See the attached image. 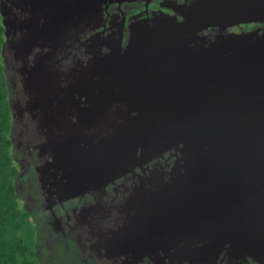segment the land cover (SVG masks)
I'll list each match as a JSON object with an SVG mask.
<instances>
[{
	"label": "water",
	"instance_id": "obj_1",
	"mask_svg": "<svg viewBox=\"0 0 264 264\" xmlns=\"http://www.w3.org/2000/svg\"><path fill=\"white\" fill-rule=\"evenodd\" d=\"M152 1L0 0L40 264H264V0Z\"/></svg>",
	"mask_w": 264,
	"mask_h": 264
},
{
	"label": "trees",
	"instance_id": "obj_2",
	"mask_svg": "<svg viewBox=\"0 0 264 264\" xmlns=\"http://www.w3.org/2000/svg\"><path fill=\"white\" fill-rule=\"evenodd\" d=\"M2 41L0 22V48ZM9 119L0 57V264H39L34 255V228L13 186L17 167L10 156Z\"/></svg>",
	"mask_w": 264,
	"mask_h": 264
},
{
	"label": "flooded vegetation",
	"instance_id": "obj_3",
	"mask_svg": "<svg viewBox=\"0 0 264 264\" xmlns=\"http://www.w3.org/2000/svg\"><path fill=\"white\" fill-rule=\"evenodd\" d=\"M193 0H153L152 2H150L149 4V9L150 10H155L156 12H165V13H169V14H174V11L171 9L172 6L176 7L177 5H180L181 3L187 4V3H191ZM161 3V4H160ZM170 7V8H169ZM176 15V14H175ZM177 18L179 17L178 15H176ZM253 22H238L235 23L234 25H231V27L228 28V32L231 33H239L240 31L249 28L250 26H252ZM209 29V28H208ZM208 29L206 32H208ZM4 30V29H3ZM3 41H4V35H3ZM2 41V43H3ZM1 43V45H2ZM1 50V48H0ZM1 57V56H0ZM1 64H2V72H3V76H4V81H5V87H6V80H5V74L3 71V61L1 58ZM6 98H7V90H6ZM8 105V102H7ZM9 109V107H8ZM9 124H10V120H11V115H10V111H9ZM9 130V129H8ZM10 142V141H9ZM10 148H11V144H10ZM23 209V208H22ZM24 210V209H23ZM30 218V216H29ZM31 220V218H30ZM31 222L33 223V221L31 220ZM33 225V224H32ZM34 228V225H33ZM35 231V229H34ZM38 262V261H37ZM39 263V262H38ZM40 264V263H39Z\"/></svg>",
	"mask_w": 264,
	"mask_h": 264
}]
</instances>
